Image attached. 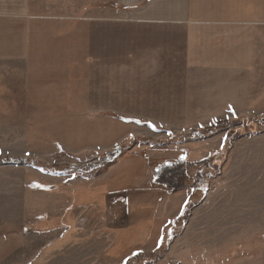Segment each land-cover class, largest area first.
<instances>
[{"label":"rangeland","instance_id":"obj_1","mask_svg":"<svg viewBox=\"0 0 264 264\" xmlns=\"http://www.w3.org/2000/svg\"><path fill=\"white\" fill-rule=\"evenodd\" d=\"M90 6L37 0L21 50L0 21V264H264V61L127 87Z\"/></svg>","mask_w":264,"mask_h":264},{"label":"crops","instance_id":"obj_2","mask_svg":"<svg viewBox=\"0 0 264 264\" xmlns=\"http://www.w3.org/2000/svg\"><path fill=\"white\" fill-rule=\"evenodd\" d=\"M36 3L0 0V21L17 30L19 50L28 43L36 18L44 14L35 11ZM51 3L48 0V6ZM64 4L76 15L91 4V59H123L122 83L127 87H211L220 76L256 75L258 61H264V0H64ZM120 44L124 51L117 53Z\"/></svg>","mask_w":264,"mask_h":264},{"label":"trees","instance_id":"obj_3","mask_svg":"<svg viewBox=\"0 0 264 264\" xmlns=\"http://www.w3.org/2000/svg\"><path fill=\"white\" fill-rule=\"evenodd\" d=\"M19 161H26V159H23V158H22V159H17V158L8 157V158L6 159L5 162H7V163H16V162H19ZM27 162H29L30 164H33L34 166H35L36 163H37L36 160H32V161H28V160H27ZM182 164H183V163H182ZM182 164H181V165H182ZM187 166H189V165H187ZM41 168L44 169V170H51V169H49V167H47V166H41ZM73 169H74V172H76V170L79 171V169H76V168H73ZM164 170H165L164 168L155 169V170H154V176H155V178H157V176H159L160 174H162ZM52 171H53V170H52ZM136 255H138V253H137ZM136 255H135V256H136Z\"/></svg>","mask_w":264,"mask_h":264},{"label":"water","instance_id":"obj_4","mask_svg":"<svg viewBox=\"0 0 264 264\" xmlns=\"http://www.w3.org/2000/svg\"><path fill=\"white\" fill-rule=\"evenodd\" d=\"M106 158H102L101 160H105Z\"/></svg>","mask_w":264,"mask_h":264},{"label":"snow or ice","instance_id":"obj_5","mask_svg":"<svg viewBox=\"0 0 264 264\" xmlns=\"http://www.w3.org/2000/svg\"><path fill=\"white\" fill-rule=\"evenodd\" d=\"M213 122H215V121H213ZM139 123V122H138Z\"/></svg>","mask_w":264,"mask_h":264}]
</instances>
